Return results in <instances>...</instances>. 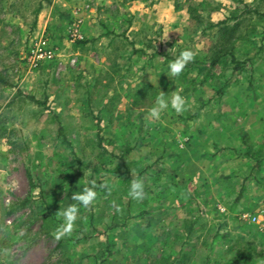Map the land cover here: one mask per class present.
<instances>
[{
  "label": "rangeland",
  "instance_id": "1",
  "mask_svg": "<svg viewBox=\"0 0 264 264\" xmlns=\"http://www.w3.org/2000/svg\"><path fill=\"white\" fill-rule=\"evenodd\" d=\"M173 91L186 109L149 119ZM210 123L264 135V0H0V264H264V138L243 147L246 208L233 194L220 217L218 180L182 183L190 141L221 140ZM90 181L97 199L57 240Z\"/></svg>",
  "mask_w": 264,
  "mask_h": 264
},
{
  "label": "crops",
  "instance_id": "2",
  "mask_svg": "<svg viewBox=\"0 0 264 264\" xmlns=\"http://www.w3.org/2000/svg\"><path fill=\"white\" fill-rule=\"evenodd\" d=\"M254 107L255 102L252 100L247 105L245 113L252 114L254 117ZM247 109L252 112L246 111ZM259 119L261 121V118ZM248 120L250 119H247L246 122ZM220 125L218 124V127H215L210 123L212 129L222 131L218 132V138L221 140L210 141L207 139L206 141H200L202 139L198 137L195 141H190V146L182 151L181 156L185 163L184 170L191 167L189 173L187 171L182 173V183L189 184L195 182L196 185H201L206 184L208 178L218 180V186H216L215 191L218 192V202H220L218 203V215L221 217V214L227 211L224 203H222L223 200L228 196L237 194L235 199L236 202H239L237 198L241 188H243V197H240L243 200L241 206L246 208L248 202L252 201L253 197L248 196L250 190L245 180L252 169V159L244 153L243 147L244 145L254 146L260 139L264 138V135L256 140V131L253 127H246L248 126L246 123H243L240 128L236 127L235 129L231 125H228V127L227 125L220 127ZM223 131L224 134H222ZM203 186L207 187L208 184ZM241 210L246 209L242 208ZM242 215L248 214L242 213L240 217ZM249 217L259 218L260 223L262 222V218L259 215H249Z\"/></svg>",
  "mask_w": 264,
  "mask_h": 264
},
{
  "label": "clouds",
  "instance_id": "3",
  "mask_svg": "<svg viewBox=\"0 0 264 264\" xmlns=\"http://www.w3.org/2000/svg\"><path fill=\"white\" fill-rule=\"evenodd\" d=\"M194 59V53L191 50H183L179 53L175 60L168 65L169 74L173 77H178L186 68L189 62ZM157 82V81H156ZM187 107L186 98L178 92L173 91L168 95L160 92L159 97L155 100L153 106L149 109L147 116L153 121H159L162 113L166 110L182 113ZM90 187L84 188L80 192H75L71 196V200L76 203L69 204L62 211L59 210L56 215L62 220L55 231L57 240L71 234L75 223L78 219L80 207L88 208L97 199V184L95 181H90ZM128 196L134 200H142L145 196L144 184L140 179L132 180Z\"/></svg>",
  "mask_w": 264,
  "mask_h": 264
},
{
  "label": "built area",
  "instance_id": "4",
  "mask_svg": "<svg viewBox=\"0 0 264 264\" xmlns=\"http://www.w3.org/2000/svg\"><path fill=\"white\" fill-rule=\"evenodd\" d=\"M74 36H75V38H80L78 33H76ZM52 56L53 55L50 51L39 50V51L35 52L34 59H35V61H42V60L51 59ZM241 218L243 220H247V221L252 222V223H256V224L260 223V219L256 218V217H249L248 215H242Z\"/></svg>",
  "mask_w": 264,
  "mask_h": 264
},
{
  "label": "trees",
  "instance_id": "5",
  "mask_svg": "<svg viewBox=\"0 0 264 264\" xmlns=\"http://www.w3.org/2000/svg\"><path fill=\"white\" fill-rule=\"evenodd\" d=\"M230 63L233 64L234 66H236L238 64L237 61H235L234 57H231V56H230ZM29 100H31L32 102H35V103L39 104V102L38 101H35L33 98H29ZM59 131H61V129H59ZM260 163H261V161H258L257 162L258 165ZM242 192H243V188H241L237 200H239L240 197L242 196ZM240 259L241 258L234 260L231 264H243V263H240V261H241Z\"/></svg>",
  "mask_w": 264,
  "mask_h": 264
}]
</instances>
